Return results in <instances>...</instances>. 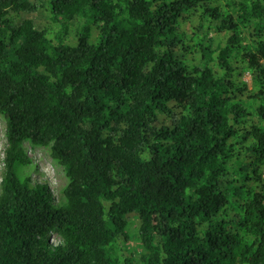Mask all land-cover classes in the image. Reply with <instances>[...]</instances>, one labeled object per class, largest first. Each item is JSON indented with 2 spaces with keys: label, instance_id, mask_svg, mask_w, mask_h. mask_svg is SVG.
I'll list each match as a JSON object with an SVG mask.
<instances>
[{
  "label": "trees",
  "instance_id": "16d2710c",
  "mask_svg": "<svg viewBox=\"0 0 264 264\" xmlns=\"http://www.w3.org/2000/svg\"><path fill=\"white\" fill-rule=\"evenodd\" d=\"M0 115V264H264V0H0Z\"/></svg>",
  "mask_w": 264,
  "mask_h": 264
},
{
  "label": "rangeland",
  "instance_id": "374dc122",
  "mask_svg": "<svg viewBox=\"0 0 264 264\" xmlns=\"http://www.w3.org/2000/svg\"><path fill=\"white\" fill-rule=\"evenodd\" d=\"M30 18L34 20L37 26L40 29H51L53 33L59 32L60 25L54 24L51 20L50 13L47 9L39 8L36 12L24 15L22 19ZM196 21V20H195ZM190 26L189 24H184V27L187 28ZM192 26H197L195 22ZM96 29H93V34L95 33ZM206 32V31H205ZM209 38L216 39L218 34L214 28L208 30ZM202 36V33L199 34ZM251 35L249 32H243L244 42L248 43L251 40ZM243 80L252 87V79L251 75L247 73ZM6 121L0 115V183L2 180V167L3 163L2 160L4 158V149L6 146ZM26 152L28 153L30 159L32 160L34 167L29 169L28 175L32 178L33 181H38L40 183L46 184L51 193L53 194L56 201L62 200V191L67 185V179L64 174L63 169L57 165V163L53 160L51 156V149L48 148H39L33 147L30 144H26L25 146ZM138 226L139 221L135 216H131V224L128 229L130 240L128 243H120L119 245V254L120 256H124V258L133 253L135 256L139 255L140 253V243L138 238ZM53 242V240L51 241ZM122 250V251H121ZM128 250V252H127ZM128 253V254H127Z\"/></svg>",
  "mask_w": 264,
  "mask_h": 264
}]
</instances>
